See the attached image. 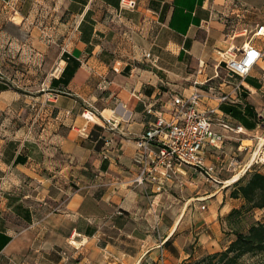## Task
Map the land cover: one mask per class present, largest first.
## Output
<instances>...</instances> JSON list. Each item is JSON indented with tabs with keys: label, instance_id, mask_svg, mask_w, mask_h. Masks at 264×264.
I'll list each match as a JSON object with an SVG mask.
<instances>
[{
	"label": "crops",
	"instance_id": "1",
	"mask_svg": "<svg viewBox=\"0 0 264 264\" xmlns=\"http://www.w3.org/2000/svg\"><path fill=\"white\" fill-rule=\"evenodd\" d=\"M137 2L119 15L121 0H0V264H182L221 241L223 216L244 203L230 178L264 173L252 158L264 152V57L244 78L222 57L264 49V0ZM196 88L227 96L209 104L234 128L217 126L234 152L208 149L220 178L208 180L223 184L208 209L205 174H176L162 193L193 178L178 214L134 183L135 140L154 120L149 103Z\"/></svg>",
	"mask_w": 264,
	"mask_h": 264
},
{
	"label": "built area",
	"instance_id": "2",
	"mask_svg": "<svg viewBox=\"0 0 264 264\" xmlns=\"http://www.w3.org/2000/svg\"><path fill=\"white\" fill-rule=\"evenodd\" d=\"M137 6V0H121L119 15L127 10L134 11ZM254 36L264 37V25L257 27ZM145 57L154 64L159 60L151 51H146ZM222 57L231 76L244 78L264 57V49L250 43L242 48L231 46L222 53ZM212 99L222 102L228 98L216 94L213 88L208 91L196 88L189 95L174 93L168 106L147 105L146 111L154 116V120L135 140L137 150L133 161L137 173L133 181L136 185H150L152 192L162 193L186 166L217 180L214 165L207 161V152L210 147L221 149L224 144L226 136L217 126L229 130L234 128L216 117L217 107L209 104ZM241 129L240 126L236 128L238 131ZM236 166L237 162L232 160L230 167ZM151 208H154V202Z\"/></svg>",
	"mask_w": 264,
	"mask_h": 264
},
{
	"label": "trees",
	"instance_id": "3",
	"mask_svg": "<svg viewBox=\"0 0 264 264\" xmlns=\"http://www.w3.org/2000/svg\"><path fill=\"white\" fill-rule=\"evenodd\" d=\"M8 84H0V89H7ZM230 196L242 198L244 203L230 211L228 218L243 210L251 211L264 207V173L252 171L233 183ZM235 237L222 250L207 253L199 258L189 259L182 264H241L246 255H264V221L250 225L247 231L235 228ZM261 264H264V260Z\"/></svg>",
	"mask_w": 264,
	"mask_h": 264
},
{
	"label": "rangeland",
	"instance_id": "4",
	"mask_svg": "<svg viewBox=\"0 0 264 264\" xmlns=\"http://www.w3.org/2000/svg\"><path fill=\"white\" fill-rule=\"evenodd\" d=\"M4 11H9V10H4ZM227 137H225V139H224V150L226 149V151L229 152L228 154H233L234 149L228 150V147L225 148L226 143H228V140H231V139H229V137L228 138ZM245 144H251V142L246 141ZM252 155H253L252 158L255 157L254 163L259 162V165H262V167H264V152L260 151L259 153H255ZM238 159L239 158L236 155L232 160H235L238 163ZM232 173H234V172H232ZM232 173L231 172L227 173L228 177L231 176ZM183 177H185V180H180L181 178H177V182L179 184L181 182V185H182L181 187H179L176 191H172L170 193H162V195L160 196L161 204H163L162 208L164 210L166 208L168 209L170 206L171 207L177 206L178 210L176 213L179 214V213H181L183 208H185V206H186L185 203L187 202V199L192 195L189 192L190 189H188V184H189V181L193 178H191L189 176V174L186 176H183ZM234 177L230 178L231 180H229V181L230 182L235 181ZM216 179L220 180L219 177L218 178L216 177ZM222 179H223V177H222ZM199 184L205 185V197L206 198H205V201H203L202 203H205V205L208 209L209 205L211 204L210 201L213 198V195H211V193L214 192L215 190L219 189V188H222L223 184H219L216 181L211 183L208 180L207 175H205V182H199ZM230 188L231 189L233 188V183L230 184ZM201 205L202 204L199 201L193 200L191 203H189L188 210L190 211L192 209L195 211L196 208H200ZM170 213L174 214L173 211H171V212L165 211V213H164L165 218H164V222H163L164 225H163V227H161L162 229L166 226V224H168L167 221L169 219ZM261 221H264V210H259V208L251 210V211L243 210L242 213L235 214V215L231 216L230 218H228L227 216L224 215L221 224H222V228H225V230L222 231L223 235L221 236V241L219 238H216L217 242L212 243L211 241H209V242H211V244H208V246L205 248V254L217 252V251L224 249L223 245H228L229 240L233 239L235 237L234 233L236 231L234 229L232 230V228H235L239 231H247L248 228L250 227V225H252L253 223H256V222H261ZM162 229H161V233L163 234ZM210 232H211V230H210ZM156 233L158 234V232H156ZM206 243H207V241L205 240V244ZM263 260H264V255H261V254L246 255L241 259V264H261L263 262Z\"/></svg>",
	"mask_w": 264,
	"mask_h": 264
},
{
	"label": "bare ground",
	"instance_id": "5",
	"mask_svg": "<svg viewBox=\"0 0 264 264\" xmlns=\"http://www.w3.org/2000/svg\"><path fill=\"white\" fill-rule=\"evenodd\" d=\"M238 178H239V176L237 175V176L234 177V180H237Z\"/></svg>",
	"mask_w": 264,
	"mask_h": 264
}]
</instances>
